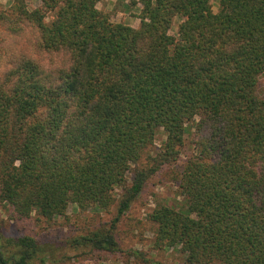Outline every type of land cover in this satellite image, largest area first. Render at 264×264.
Masks as SVG:
<instances>
[{
    "label": "trees",
    "instance_id": "16d2710c",
    "mask_svg": "<svg viewBox=\"0 0 264 264\" xmlns=\"http://www.w3.org/2000/svg\"><path fill=\"white\" fill-rule=\"evenodd\" d=\"M100 1L0 6V205L47 221L71 204L115 207L110 227L73 246L120 255L108 264H169L123 248L116 225L189 139L177 197L149 213L152 248L185 264H264V0H120L138 27ZM41 252L52 251L0 226V264Z\"/></svg>",
    "mask_w": 264,
    "mask_h": 264
},
{
    "label": "rangeland",
    "instance_id": "374dc122",
    "mask_svg": "<svg viewBox=\"0 0 264 264\" xmlns=\"http://www.w3.org/2000/svg\"><path fill=\"white\" fill-rule=\"evenodd\" d=\"M8 0H0V6H6ZM214 0H212L213 2ZM29 7L41 6V0H28ZM98 9L108 13L113 21L124 22L133 27L140 25V19L134 14L137 9L134 6L126 9L120 0H101ZM214 10H217L216 2H213ZM180 18L173 21L170 29L175 34ZM258 94L264 96V74L260 77ZM166 136L161 131L158 133L155 144L150 150L155 151L161 146ZM194 153L189 139L185 140L181 159L178 164L164 166L160 171L152 175L146 182L141 195L132 203L130 209L118 221L116 228L121 246L127 248H140L150 250L152 257L169 264H185L184 255L176 249L152 248L156 225L149 220V213L158 202H170L177 197L176 180L182 163ZM180 200V197H178ZM177 198V199H178ZM116 208L109 211L82 209L71 204L64 216L56 220L47 221L45 218L33 214L30 219L16 220L11 218L6 208L0 205V226L4 228L6 235L27 234L38 238L46 250L51 253H40L32 264H108L120 258L119 254L99 251H90L89 248L75 247L71 239L87 234L97 228L110 227L111 221L116 216Z\"/></svg>",
    "mask_w": 264,
    "mask_h": 264
}]
</instances>
